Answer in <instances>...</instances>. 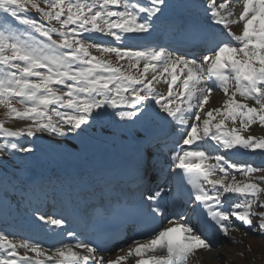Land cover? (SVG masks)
Masks as SVG:
<instances>
[{"label":"snow or ice","instance_id":"6c2138e0","mask_svg":"<svg viewBox=\"0 0 264 264\" xmlns=\"http://www.w3.org/2000/svg\"><path fill=\"white\" fill-rule=\"evenodd\" d=\"M167 7L166 0H0V107L10 119L30 121L13 129L0 120L3 195L13 182L10 166L34 152L35 139H77L94 123L110 119L135 126L140 147L130 172L138 196L118 202L132 209L128 218L135 222L142 216L155 225L169 198L191 205L196 218L192 223L173 214L164 226L148 230L150 238L133 240L115 259L100 254V243L78 239L73 232L67 236L74 244L61 241L49 255L37 242L0 231V264H192L200 253L214 250L213 234L236 242L234 220L264 236V168L229 155L264 152V136L242 134L254 123L264 127V0H243L236 19L228 0H204L208 32L201 35L210 32L212 38L202 58L139 43ZM241 22L236 34L230 26ZM93 33L114 43H85V34ZM93 48L101 57L91 54ZM106 54H114L117 63L103 59ZM125 59L126 69L119 63ZM161 83L166 94L157 90ZM214 91L226 98L222 106L206 109ZM173 127L176 132L169 133ZM177 134L172 143L178 150L167 157V143L159 137ZM212 151L224 154L212 156ZM168 163L175 178L171 190L159 182ZM234 172L247 182L238 181ZM201 213H206L203 219ZM33 215L50 230H63L66 222L38 208Z\"/></svg>","mask_w":264,"mask_h":264},{"label":"bare ground","instance_id":"6f19581e","mask_svg":"<svg viewBox=\"0 0 264 264\" xmlns=\"http://www.w3.org/2000/svg\"><path fill=\"white\" fill-rule=\"evenodd\" d=\"M143 2V0H141ZM204 3V0L202 1ZM218 2H223V0H218ZM243 2L242 0H231L229 3V7H231L234 11L235 15H239V12L242 10ZM236 34H239L242 29V24L239 23L237 25L230 26ZM227 33V32H224ZM92 37L96 38L98 41H108L113 42L112 37L105 36L100 33L91 34ZM176 54H184V53H176ZM203 54H207L205 52L196 53L195 56L201 57ZM111 55H109L110 57ZM189 56H193L190 55ZM112 57V56H111ZM115 59L114 64L117 63L116 57L113 54ZM121 65L127 68V59L119 62ZM142 68V64L140 65ZM157 90L162 93H167L166 84L161 83L157 86ZM174 90L175 87H174ZM226 97L220 91H214L212 96L210 97L209 103L205 106L207 108H214L222 106L223 100ZM237 99H240L237 97ZM251 103V102H250ZM118 120V118H117ZM123 122H116L109 119V122L106 123L105 120L101 123H94L87 131V135H83L77 139H70L64 142H57L60 138H56L53 140L48 136H41L38 139L34 140L35 150L30 155H24L20 159L15 160V168H9V174L13 175V182L7 186L8 196L5 197L3 195L5 191L4 184L0 182V219L7 220H22L24 218H31L36 220L33 215V209L40 205L45 199H48L51 196L52 188H54L55 184L58 182L61 173V170L64 169V166L71 161H80L83 165H85L86 170L83 172L82 176L88 178L89 180H94V182L98 183L96 187L97 190L100 188V184H102V180L105 178V172L102 171V162L106 160V154H104V149H107V153L111 155H115L118 157H125L127 154L134 153L135 150V142H133L129 135L125 133V130L128 128L130 131H133L134 127L132 125H125L124 128L121 127ZM228 127L231 128L233 126L231 121L226 122ZM235 126H239V121ZM115 129H119L118 133H115ZM172 129V128H171ZM99 131V132H98ZM176 132V128L173 127L172 132ZM243 135H254V136H264V127H261L258 123H254L249 127V129L245 132H242ZM177 135H169L163 136L160 140L162 143H167V147L164 149L167 157H174L175 152L178 150L172 143V141L177 140ZM180 147L188 149L190 146H184L182 143ZM201 147H203L201 145ZM172 149V151H169ZM242 153V156L251 155V162L260 161V159L264 156V152L261 150L256 151H239ZM223 154L222 152H219ZM218 154L217 151L210 152V155L214 156ZM237 156L235 160L237 162H241L242 160L245 163V157ZM247 159V158H246ZM254 166V165H253ZM258 168H264L263 165L255 166ZM99 169V170H98ZM98 171V172H97ZM173 168L171 163H168V172L165 174L166 177H172L171 173L173 172ZM238 181L247 182V178L243 177L239 172L233 173ZM261 173H256L255 175H260ZM220 175V174H219ZM231 179V177H229ZM165 178L162 177L159 181L164 184ZM185 183L187 181L185 180ZM15 185V186H13ZM187 190L190 191L191 186H185ZM148 193H145L147 196ZM230 196L232 194H229ZM163 213L167 215V221L172 218L173 214H179L185 216L190 222L196 223L194 218L192 217V212L194 209L188 207L187 205H183L180 203L179 208L176 211L171 210L167 206L163 207ZM236 226H240L239 221H233ZM16 230V229H14ZM10 234V238L15 240L24 239L22 235L15 234L13 231L7 232ZM233 232L231 236L233 237ZM234 238V237H233ZM212 239L215 241L218 246L224 243L236 244L232 242V240L223 237L222 234L217 236L215 234L212 235ZM235 239V238H234ZM134 239H127L125 244L119 247L117 250L107 253L104 256L110 259H115L117 254L123 255L124 252H120V249L127 250V247L132 243ZM236 241V239H235ZM64 243H69L67 241H63ZM75 240L71 242L74 244ZM54 244H50L53 246ZM224 250V249H223ZM21 253V249L17 250ZM222 252L218 248H214L212 252H203L197 255L192 259V264H214L216 260L222 257ZM219 254V258H214ZM131 260V258H129ZM134 264V261H132Z\"/></svg>","mask_w":264,"mask_h":264},{"label":"rangeland","instance_id":"374dc122","mask_svg":"<svg viewBox=\"0 0 264 264\" xmlns=\"http://www.w3.org/2000/svg\"><path fill=\"white\" fill-rule=\"evenodd\" d=\"M231 0H228V4ZM33 18H37L38 14L32 12ZM238 18L234 14L233 19ZM242 24V22H241ZM57 27H59L57 25ZM91 36V35H90ZM89 35L85 34L83 40L85 43H101L93 42L92 38ZM58 38V37H54ZM91 54L97 57H101V53L96 51L94 48L90 49ZM113 54H106L103 56V59L111 60L113 63L115 61ZM13 105L18 109L22 110V106L13 100ZM6 110L3 107H0V120L5 121V126L10 128L22 127L30 121H19L10 119L6 114ZM173 129H169V132H172ZM239 228V231H233V237L236 239V244L224 243L220 246L216 244L214 248H218L222 253L223 258H219L215 261L214 264H264V236H261L257 231L248 229L247 227L240 224L236 226ZM247 232V235H245ZM224 249V250H223ZM240 252H243L244 255H239Z\"/></svg>","mask_w":264,"mask_h":264}]
</instances>
